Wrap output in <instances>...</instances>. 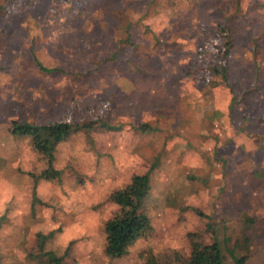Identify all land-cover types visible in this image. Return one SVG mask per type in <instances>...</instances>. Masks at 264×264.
<instances>
[{
    "label": "rangeland",
    "instance_id": "obj_1",
    "mask_svg": "<svg viewBox=\"0 0 264 264\" xmlns=\"http://www.w3.org/2000/svg\"><path fill=\"white\" fill-rule=\"evenodd\" d=\"M219 61L226 78L213 84ZM98 116L123 124L71 133L55 150L60 178L34 183L45 160L10 119ZM141 121L152 130L135 131ZM157 162L152 228L111 257L107 194ZM196 208L220 237L253 219L246 264H264V0H0V264H44L46 250L65 264L187 257L207 220Z\"/></svg>",
    "mask_w": 264,
    "mask_h": 264
},
{
    "label": "trees",
    "instance_id": "obj_2",
    "mask_svg": "<svg viewBox=\"0 0 264 264\" xmlns=\"http://www.w3.org/2000/svg\"><path fill=\"white\" fill-rule=\"evenodd\" d=\"M221 27L219 31L226 39V44L222 49V55L224 56L230 50L231 36L226 26L222 25ZM35 60L42 69H54V67L43 66L36 57ZM215 64L208 67L212 70L209 81L213 84H217L219 80L222 81L226 78L225 63L219 61ZM8 124L10 133L28 138L37 156L45 160V167L40 172L30 174L34 178V183H37L42 178H56V180L60 178L61 170L54 165L55 150L57 144L65 140L71 133L80 129L86 128L88 130L101 126L108 130H114L121 128L120 126L123 123H110L102 116H98L87 121L57 120L42 124L11 118ZM131 126L137 132L152 130V125L147 121H141L137 124L131 122ZM156 164L158 162L150 165L145 172L132 174L127 184L113 188L107 194V199L115 206L104 223L106 234L105 252L111 257L125 254L128 251V246L137 237L146 235L152 228L150 218L145 210V199L150 189V172ZM195 210L197 215L205 216L207 220L204 230L189 233L191 242L189 255L184 257L180 253L173 252L158 256L151 252L141 251L139 256L144 264H225V254L230 256L233 264H246L251 249L248 227L253 219L247 218L241 227V231L236 236L224 234L223 237H220L217 221L201 209L196 208ZM38 234L41 248L45 239L52 232ZM43 256L46 258V260L43 259L45 260L44 264H65L62 256L56 254L53 250L43 251Z\"/></svg>",
    "mask_w": 264,
    "mask_h": 264
}]
</instances>
